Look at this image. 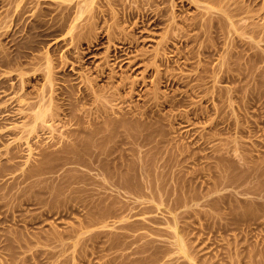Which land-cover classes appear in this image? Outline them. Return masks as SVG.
<instances>
[{"label":"rangeland","instance_id":"obj_1","mask_svg":"<svg viewBox=\"0 0 264 264\" xmlns=\"http://www.w3.org/2000/svg\"><path fill=\"white\" fill-rule=\"evenodd\" d=\"M99 1L0 0V264H264V0Z\"/></svg>","mask_w":264,"mask_h":264},{"label":"bare ground","instance_id":"obj_2","mask_svg":"<svg viewBox=\"0 0 264 264\" xmlns=\"http://www.w3.org/2000/svg\"><path fill=\"white\" fill-rule=\"evenodd\" d=\"M99 1V0H98ZM104 4H106V6L107 5H111L112 3L111 2H113V0H101ZM101 1H99L100 3H102ZM130 1V0H129ZM145 1V0H144ZM191 2H193V3H195L196 5H198V6H200V4H203L202 2H200L199 3V1H202V0H190ZM114 2H116V1H114ZM133 2V1H132ZM141 2V1H140ZM207 2V1H206ZM216 2V1H215ZM252 2V1H251ZM99 3V4H100ZM145 3V2H144ZM149 3V2H148ZM166 3V2H165ZM239 3V2H238ZM116 4V3H115ZM119 4V3H118ZM133 4H134V2H133ZM215 5H212L211 4V6L209 5V6H205V9H207V12L209 11L210 13H212L213 15H211L210 16V18H209V20H206L205 22H199V23H188L186 26H188V28L189 27H194V28H199V29H202V33H206L208 30H210L212 27L214 28V22L215 21H213V19H215L216 20V18H218V17H225L226 19H229L231 16H233L234 15V17H235V15H241V14H243V13H245L246 11H247V8L248 7H250V6H247V8H246V6L244 7V5H240V4H237V2L235 1V0H233V1H231V0H219L218 2H216V3H214ZM114 5V4H113ZM122 6H123V4H121ZM140 5V4H139ZM143 5V4H142ZM148 5V4H147ZM204 5V4H203ZM115 6V5H114ZM127 7H128V5H126ZM134 6V5H133ZM99 7H100V5H99ZM127 7H122V8H124V14H125V18H133V16L135 15V14H138V15H140L139 17H143V22H146L147 23V20L149 19V16H150V14L149 13H147V11H144V10H142V11H140V9L142 8L141 6L138 8V6H134V8H128V9H125V8H127ZM132 7V6H131ZM204 7V6H203ZM98 8V7H97ZM103 8V7H102ZM107 8V7H106ZM115 8V7H114ZM108 9V8H107ZM85 9H82L81 11H79L78 13H80V15H82V11H84ZM90 10V9H89ZM95 10V9H94ZM98 10V9H97ZM102 11V10H101ZM112 11V10H111ZM158 11V10H157ZM249 11H250V8H249ZM89 12V11H88ZM95 12V11H94ZM98 11H96V13H97ZM122 12H123V9H122ZM161 12V11H160ZM160 12H156L155 14L157 15L156 17H155V19L152 21V23L151 24H154V25H156L158 22H160V17L161 16H163L162 14L163 13H160ZM66 13V12H65ZM64 13V14H65ZM84 13V12H83ZM93 13V12H92ZM100 13V12H99ZM110 13V12H109ZM112 13H113V11H112ZM111 13V14H112ZM174 13V12H173ZM106 14V13H105ZM118 14V13H117ZM123 13L121 14V15H124ZM203 14V13H202ZM94 15V13L92 14V16ZM97 15V14H96ZM95 15V16H96ZM99 15V14H98ZM98 15H97V17H98ZM104 15V14H103ZM102 15V16H103ZM107 16H108V14H106ZM110 15V14H109ZM114 15V14H113ZM105 16V15H104ZM103 16V17H104ZM137 16V15H136ZM206 16V15H205ZM116 17H118V16H116ZM122 17V16H121ZM151 18H152V16H150ZM92 18H94V16L92 17ZM212 18V19H211ZM232 18V17H231ZM230 18V19H231ZM102 19V18H101ZM121 19V18H120ZM186 19V18H185ZM96 20V19H95ZM117 20V19H116ZM130 20V19H129ZM243 20V19H242ZM93 21V20H92ZM98 21V20H97ZM211 21H212V23H211ZM233 22V21H232ZM241 22V21H240ZM94 23H96V22H94ZM145 23V24H146ZM231 23V22H230ZM240 24V23H239ZM93 25V24H92ZM114 25V24H113ZM216 25V24H215ZM230 25H232V24H230ZM252 25V24H251ZM250 25V26H251ZM73 26V25H72ZM94 26H96V25H94ZM241 27H243V28H249V24H242V26ZM58 28V27H57ZM115 28V27H114ZM113 28V29H114ZM118 28H119V26H118ZM217 28H218V26H217ZM223 28V27H222ZM174 29H176V27L175 26H173L172 25V30H174ZM186 29V28H185ZM143 30V29H142ZM192 30H193V28H192ZM237 30V29H236ZM242 30V29H241ZM133 31V30H132ZM201 31V30H200ZM173 32V31H172ZM178 32V31H177ZM241 32V31H240ZM169 33H170V31H169ZM183 35H182V37L181 38H179V39H182L183 38V40H180V41H182V42H185L186 44L189 42L188 40H189V38H190V36L188 35V34H186V33H183V32H181ZM113 33L108 29V28H106V29H104V31H101L100 33H98V36L97 37H95L94 39H95V44L94 45H99L100 43H102V39L103 38H106V39H111V35H112ZM197 34V33H196ZM195 34V35H196ZM96 35V34H95ZM170 35H172V36H170V38H172V39H176V36L175 35H173L172 33H170ZM194 35V36H195ZM175 38H174V37ZM181 36V35H180ZM134 37V36H133ZM167 37H168V35H167ZM196 37V36H195ZM194 37V38H195ZM200 37V36H199ZM122 38H123V36H122ZM169 38V37H168ZM169 38V39H170ZM121 39V38H120ZM127 39V38H126ZM132 39L133 38H131L130 39V41H129V44H131L132 43ZM125 40V39H124ZM134 41V40H133ZM163 41V40H162ZM165 41H166V38H165ZM161 43H163V42H161ZM126 44V43H125ZM170 45V44H169ZM128 46V45H127ZM129 47V46H128ZM132 49V48H131ZM204 49V48H203ZM125 54H127V53H125ZM156 54V53H155ZM153 55V54H152ZM115 56V55H114ZM116 57V56H115ZM125 57H127V56H125ZM154 57H155V55H154ZM158 77V76H157ZM160 77V76H159ZM163 78V77H162ZM25 79V78H24ZM159 79L160 78H158L157 79V81L159 82ZM21 85V84H20ZM95 88V87H94ZM51 90V89H50ZM94 92H93V91ZM91 91L89 90V91H86V92H84L83 94H82V96H80V98H81V100L82 99H88V98H90V97H92V96H94V97H96V95L95 94H98L97 93V91L95 92V90L94 89H92ZM97 90V89H96ZM84 91V90H83ZM101 91V90H100ZM99 91V89H98V92H100ZM100 94H102V92L100 93ZM112 94V93H111ZM114 94V93H113ZM42 95V94H41ZM98 96V95H97ZM102 96H104V94L102 95ZM48 97V96H47ZM50 97V96H49ZM52 97V96H51ZM93 97V98H94ZM26 98V97H25ZM25 98H24V96H20L19 97V99H18V101H19V103H21V102H24L23 100H25ZM53 98V97H52ZM44 99V98H43ZM95 100V99H94ZM45 101V100H44ZM47 101H52L51 100V98L50 99H48ZM78 101V100H77ZM40 102V101H39ZM53 103H55V102H53ZM31 104V103H30ZM48 105L50 104V103H47ZM46 106V105H45ZM53 106H54V104H53ZM57 106V105H56ZM55 106V107H56ZM47 107V106H46ZM49 107H50V105H49ZM70 107V106H69ZM72 107V106H71ZM54 108V107H53ZM52 108V109H53ZM46 109V108H45ZM52 109H48V110H52ZM39 111V110H38ZM37 111V113H34L33 115H32V117L33 118H31V119H33V120H31L33 123H34V127H35V123H36V121H40V122H47L48 120L49 121H51V119H54V117H57V116H59V112L57 113L56 111H55V109H54V111L56 112H54L53 114H51L50 115V113H52V112H50L49 113V115L51 116V117H48V119H46L45 118V113H46V111H47V109H46V111H39L38 112ZM53 111V110H52ZM62 114V113H61ZM57 115V116H56ZM28 116V115H27ZM54 116V117H53ZM53 117V118H52ZM60 117V116H59ZM72 117V116H71ZM70 117V118H71ZM48 121V122H49ZM68 121V120H67ZM44 124V123H43ZM42 124V125H43ZM101 125V124H100ZM104 124H102L101 126H103ZM51 127V126H50ZM97 127L98 126H96V128L95 129H91L90 131L92 132V134H94V132L95 131H97ZM104 127V126H103ZM100 128V127H99ZM88 129V128H87ZM29 130H31V129H29ZM28 130V131H29ZM82 130V129H81ZM74 131L75 130H69L68 132H67V135L68 134H72V133H74ZM89 131V130H88ZM90 131H89V133H90ZM66 134V133H65ZM91 134V135H92ZM96 134V133H95ZM73 137V136H72ZM74 139V138H73ZM116 162H118V161H116ZM118 166V165H117ZM100 168V167H99ZM98 168V169H99ZM27 169H29V168H27ZM30 170V169H29ZM28 170V171H29ZM101 172V171H100ZM27 177V176H26ZM120 182H122V181H120ZM124 182V181H123ZM117 183H119V182H117ZM122 184H124V183H122ZM249 191V190H248ZM262 191V190H261ZM260 203V202H259ZM126 225V224H125Z\"/></svg>","mask_w":264,"mask_h":264}]
</instances>
